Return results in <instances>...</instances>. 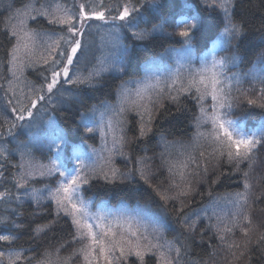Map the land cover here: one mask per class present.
I'll list each match as a JSON object with an SVG mask.
<instances>
[{"label":"snow or ice","instance_id":"1","mask_svg":"<svg viewBox=\"0 0 264 264\" xmlns=\"http://www.w3.org/2000/svg\"><path fill=\"white\" fill-rule=\"evenodd\" d=\"M17 2L7 0L0 11V264H68L59 252L72 244L81 245L74 255L84 264H100L101 257L104 264H128L129 257L134 264H216L215 249L227 254V264H264V128L246 132L234 118L249 106L264 111V71L229 75V66L250 53L264 69V0H198L197 15L181 19L175 32L162 23L141 28L140 0ZM101 21L110 25L112 49L129 59L98 61L84 74V47ZM204 28L216 38L213 51L230 56L189 59L163 80L149 74L143 87H128L123 77L136 43L161 32L192 49ZM25 69L37 77L25 83L27 91L19 88ZM105 73L119 74L115 104L89 95L105 86ZM97 112L102 121L110 115L95 123ZM189 118L196 129L191 143L161 131L163 123ZM97 133L100 151L87 143ZM177 144L183 159L175 157ZM157 172L166 173L164 181ZM233 179L243 190L227 194L232 210L225 217L212 223L192 210L205 185ZM119 186L146 198L137 200L134 215L92 211L89 192ZM58 231L70 239L60 237V247L41 258L43 242ZM196 248L213 250L196 260Z\"/></svg>","mask_w":264,"mask_h":264},{"label":"trees","instance_id":"2","mask_svg":"<svg viewBox=\"0 0 264 264\" xmlns=\"http://www.w3.org/2000/svg\"><path fill=\"white\" fill-rule=\"evenodd\" d=\"M108 0H105V3H108ZM258 3V0H256ZM7 0H0V11L3 10V7L6 5ZM143 5V6H141ZM198 0H156L155 3L149 5L148 2L140 0V3L136 6L140 8V14L138 18V23L141 28H151L153 24H164L166 32H175L177 31V24L181 19L191 18L197 15L198 9ZM17 7L21 6L19 0L16 4ZM71 6V5H69ZM107 29L104 28H93L92 36L89 37L90 43H86L84 47V56L81 57V63L79 65L80 71L84 74H87L88 71H91L93 66L97 64L99 59L101 61L104 60H112L119 61L121 59H129L123 51H115L113 59L110 58L111 55H105L108 52L109 44L106 39L108 38L106 35ZM216 38L213 36V32L209 28L202 29L201 33L198 34L197 39L194 44V49L198 55L207 52L213 45L214 40ZM258 42V40H257ZM123 43L131 45L133 42L130 39L125 38ZM182 47L179 43H176L175 40L170 39L164 33L158 32L154 34L150 41L145 43H136L134 53L131 55V69L129 70V74L124 76L123 79L129 81L130 83L139 80L143 76L147 74L148 67L151 62L159 59L160 56L164 55L168 49ZM221 54H225L224 50L219 51ZM231 55V52H227ZM109 62V61H108ZM147 65V69H146ZM238 69L240 75L244 74H259L264 69L257 63L256 58L251 53L243 62L238 63ZM233 68V67H232ZM147 70V71H146ZM27 77L29 78V82L35 81L37 79L35 73L32 69L27 70ZM251 71H253L251 73ZM118 73H105L104 76V84L105 86L97 91L89 93L92 97V102L99 103L101 101L107 100L110 104L115 101V97L113 94L112 86L115 84L121 83L118 77ZM129 83V84H130ZM128 84V85H129ZM247 86V84L245 85ZM70 87V86H67ZM27 91V88L23 89ZM189 107H191L189 105ZM103 108H101L102 111ZM198 114V112H197ZM234 118H239L242 128L246 132H256L259 134V131L264 128V111L258 108L247 107L243 110H238L235 113ZM192 125L189 130V125ZM208 129V126L205 125L201 127L200 131L204 132ZM169 140H177L182 141L185 144L192 142V137L194 136L196 129L193 121L189 118L187 121H174L172 124L163 123L161 128ZM98 135V134H97ZM96 135V139L89 140L87 143L91 146L99 145V136ZM20 139H26V136L22 133L20 135ZM159 137L157 136V140ZM155 143V142H154ZM73 142H70L66 148V154L71 152ZM87 150V148H85ZM44 151H47L46 149ZM175 153V157L178 159H183L180 156V152L183 151L180 148L179 144H177L176 148L173 149ZM152 153L149 152L148 155ZM37 159H42L40 152H35ZM43 163H48L47 160H43ZM119 163V161H118ZM120 167L123 168V164H120ZM243 167V165L241 166ZM158 179L161 181L165 180V176H160L159 172H157ZM36 187H40V185H36ZM241 188L236 187V181L233 180H224L222 184L212 185L208 187L205 185L202 188L204 192V196L202 198H197V203L192 205V210L196 212H200L203 216L205 213L208 217H212V223H215V218L225 217L231 210L232 206L229 204L226 199L228 193L242 191ZM211 192V196L208 193ZM89 196L92 197V200L97 206L110 207L109 209L117 210H131L136 211L137 208V200L139 199L141 204L145 203L146 198H141L136 195L135 191L131 188H126L124 186L119 187H110L109 189L99 188L95 189L92 192L88 193ZM54 204V202H53ZM28 205L25 204V208ZM154 207V206H153ZM203 224H208L209 220L204 219L202 221ZM66 227V226H65ZM177 227L178 226H173ZM176 232L171 229L167 232V238L172 240ZM60 237H64L65 239H70V237L65 236L63 232H56L50 234L46 238V242L44 243V247L38 250L39 255L43 258V253L47 251H53L55 248H59L60 244L64 241L60 239ZM27 240V237L24 238ZM24 240L21 241L25 248L35 247V245L29 243H24ZM79 244H72L71 247L66 249H60L59 255L63 258H71L74 256L75 250ZM213 249H202L196 248L195 251L197 255L193 257V259L199 260L201 256L204 260L208 259L207 252L212 251ZM217 255L215 257L216 264H227V254L221 249H215ZM29 255H33V253H29ZM77 256V255H75ZM147 259V257H146ZM74 261L78 264H81V261H78L76 258ZM69 261L68 263L72 262ZM136 259L134 257H129L128 264H134Z\"/></svg>","mask_w":264,"mask_h":264},{"label":"rangeland","instance_id":"3","mask_svg":"<svg viewBox=\"0 0 264 264\" xmlns=\"http://www.w3.org/2000/svg\"><path fill=\"white\" fill-rule=\"evenodd\" d=\"M109 2L107 4H109L110 6L112 5H116V4H119V3H122L124 2V0H108ZM148 2L149 5L153 4L156 2V0H142V2ZM133 3H135V0H133ZM112 14H115L114 12ZM99 25H101V28H104V29H107V32H106V35H108L107 37V41L110 42L109 44V49H108V52L105 54V55H111L112 53V56H110L111 59H113V56L115 54V51L117 50H113L112 47H111V43H112V40H113V36L112 34H110V31H109V26L110 25H106L104 22H97ZM116 23H120L119 21H117ZM100 28V27H99ZM92 36V35H91ZM214 49V43L212 45V47L205 53H202L201 55H198L196 53V51L194 50V48L192 49H185L183 47H180V48H173V49H168L166 51V53L162 56L159 57V59L157 60H154L153 62H151L150 66L148 67V71H147V74L146 75H149V74H152L154 76L156 75H159L160 78L163 80L165 79L171 72H173L177 66L181 65V64H184L186 63L189 59L193 60V61H196L198 59H204L206 58L209 62H211L212 58H213V55H215V57L217 59L223 57V56H230V54H228L227 52H225V54H221L219 51L220 50H223L222 48H219V47H215V51H213ZM99 61H101V59H99ZM109 62H112V60H107ZM198 66V65H197ZM230 72H229V75H231V73H238L240 74L239 72V69L237 66H232L230 65ZM233 67V68H232ZM28 69H25V72H24V76L26 77V80H22L19 84V88L20 89H24L26 88L25 87V83L26 82H29V78L27 77V71ZM253 71H251L252 73ZM145 76H143L142 78H140L139 80H136L132 83H130L128 85L129 88L131 89H136V88H140V87H143L144 83H146L147 81L145 80ZM154 82V81H153ZM211 101L209 100V103ZM116 101H114L113 103L111 104H115ZM104 109H102L101 112H103ZM110 114H107L105 115V117L103 118V121L101 120V116H100V113L97 112L96 114L92 115L90 117V119L92 121H94L95 123H103L104 121H106L108 119V116ZM99 136V145L98 146H92L94 147L95 149H97V151H100L102 150L103 148V144H102V140H101V136L99 133H97ZM111 139V136H109V140ZM86 151H91L90 149L87 148ZM110 207H103V206H97V207H94L92 209L93 212H97V211H101V212H106V213H112L114 214L115 216H121L122 214L124 213H131V214H135V211H131V210H124V209H117V210H113V209H109ZM81 247V245H79L77 247V249L75 250V252H77V250ZM76 258L78 259V261H81V264H84V261H83V257L82 256H73L71 258V260H74L76 261ZM135 258V257H134ZM136 259V258H135ZM68 259V262L71 261ZM72 264H78L74 261H71ZM68 264H71V263H68ZM100 264H104V261H103V258L101 257V260H100Z\"/></svg>","mask_w":264,"mask_h":264}]
</instances>
